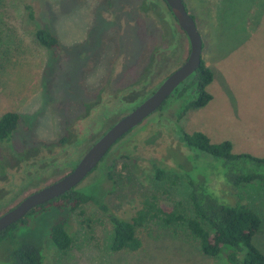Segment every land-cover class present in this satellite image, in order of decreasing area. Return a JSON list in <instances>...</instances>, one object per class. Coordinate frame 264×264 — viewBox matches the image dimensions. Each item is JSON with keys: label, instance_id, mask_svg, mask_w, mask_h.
I'll use <instances>...</instances> for the list:
<instances>
[{"label": "rangeland", "instance_id": "374dc122", "mask_svg": "<svg viewBox=\"0 0 264 264\" xmlns=\"http://www.w3.org/2000/svg\"><path fill=\"white\" fill-rule=\"evenodd\" d=\"M182 2L212 80L206 86L211 99L187 109L177 125L211 142L227 140L233 153L264 156V0ZM34 27L54 34L56 55L38 43ZM187 52L185 34L162 0H2L0 114L15 111L19 120L8 143L0 142V205L7 208L66 173L132 107L128 94L153 89ZM173 117L170 107L152 112L128 133L126 149L112 148L104 157L108 171H92L80 181L99 179L96 190L118 217L141 216L134 228L140 246L111 250L110 224L92 202L67 213L50 208L18 229V237L40 245L43 264H227L226 247L216 256L203 255L182 223L164 224L152 214L156 208L189 214L186 180L174 165L186 167L188 176L222 170L215 159L206 170V154L188 157ZM24 153L29 155L18 157ZM152 163L163 169L162 178L152 175ZM240 190L260 219L253 242L264 253V187L247 183ZM59 215L66 217L71 237L62 251L46 240Z\"/></svg>", "mask_w": 264, "mask_h": 264}, {"label": "trees", "instance_id": "16d2710c", "mask_svg": "<svg viewBox=\"0 0 264 264\" xmlns=\"http://www.w3.org/2000/svg\"><path fill=\"white\" fill-rule=\"evenodd\" d=\"M162 1L164 2V0ZM1 2L2 0H0ZM164 4L166 5L165 2ZM166 7L171 14L167 5ZM26 9L27 16L31 19L33 12L28 5H26ZM32 33L39 44L51 51L53 55L57 54L59 42L54 34L43 27H34ZM211 80L212 72L201 58L195 71L181 81L155 111L170 107L174 116L172 124L177 142L187 150L188 157L197 159L201 155L200 153L206 154L209 158L203 157L205 163L208 164L206 170L209 167L210 169L214 167L212 159L220 161L222 170L219 173L211 170L207 173L189 174L188 176L186 167L174 165L186 180L189 214L184 216L181 213L163 211L160 208H156L152 214L156 217L160 216L164 224L182 223L187 234L196 242L199 252L203 255L216 256L226 247L225 260L227 264H264V253L253 242V236L259 228L260 219L245 204L244 195L240 190L241 185L247 183H256L264 187V156H253L242 152L233 153L227 140L211 142L202 132L186 133L177 125L179 118L187 109L203 106L211 99L210 93L206 90V86ZM154 88L143 96H136L137 98H134L135 95L129 94V98L135 100L132 107L150 94ZM18 120L19 117L15 111H5L0 114V142L8 143ZM132 129L111 145L89 173L98 170V173L101 172L100 175H103V171L107 168V166L103 168L104 157L109 154L112 148L126 149V144L132 139V135L128 134ZM25 153L22 156L19 154L18 157L24 159L29 155ZM9 155L11 156L12 153L10 152ZM31 155H34V152ZM76 161L74 160L69 165V170ZM151 165L152 175L156 179L162 178L163 169L156 163ZM216 168L218 169L219 166ZM105 174L109 177V173ZM29 178L34 177L30 176ZM98 180L77 183L62 194L34 206L22 218L2 229L0 245L5 246L3 262L5 264H43L40 245L18 237L20 225L31 221L37 214L50 208L67 213L87 202L94 203L110 224L108 246L111 250L137 249L140 246V241L134 235V228L141 216L137 215L130 220L118 217L102 201L101 195L97 192ZM0 206L3 208L0 213L11 207L6 208L7 204ZM65 226L66 217L63 215L54 218L48 226L46 240L55 250L62 251L70 244L71 237Z\"/></svg>", "mask_w": 264, "mask_h": 264}, {"label": "water", "instance_id": "95a60500", "mask_svg": "<svg viewBox=\"0 0 264 264\" xmlns=\"http://www.w3.org/2000/svg\"><path fill=\"white\" fill-rule=\"evenodd\" d=\"M164 2L187 39L188 52L185 58L161 80L150 94L111 123L86 148L68 172L27 193L0 213V231L22 218L34 206L62 194L79 183L118 138L157 109L170 92L198 67L202 42L193 17L185 9L182 0H164Z\"/></svg>", "mask_w": 264, "mask_h": 264}, {"label": "flooded vegetation", "instance_id": "af4514ba", "mask_svg": "<svg viewBox=\"0 0 264 264\" xmlns=\"http://www.w3.org/2000/svg\"><path fill=\"white\" fill-rule=\"evenodd\" d=\"M148 69H149V68H146V69L144 70V72L147 73V72L149 71ZM144 72H143V73H144ZM145 73H144L143 76H142V80L145 79ZM145 93H146V92L142 93L141 96H143V94H145ZM129 94H131V92H130ZM129 94H128L127 97H129ZM134 95H135L134 98H135L136 96H137V97L139 96L138 94H134ZM137 97H136V98H137ZM133 107H134V106H133ZM133 107H132V108H133ZM129 110H130V109H129ZM129 110H128V111H129ZM155 110H156V109H155ZM155 110H154V111H155ZM161 110H162V109H161ZM128 111H127V112H128ZM154 111H153V112H154ZM158 111H160V110L158 109L156 112H158ZM150 114H151V113H150ZM150 114H149V115H150ZM149 115H148V116H149ZM146 117H147V116H146ZM107 151H108V150H107ZM82 154H83V153H82ZM104 155H105V154H104ZM104 155H103V156H104ZM79 158H80V157H79ZM79 158H78V159H79ZM78 159H77V160H78ZM101 159H102V158H101ZM76 162H77V161H76ZM48 164H49V166H51L52 164H54V162H53V161H50ZM73 166H74V165H73ZM68 171H69V170H68ZM68 171H67V172H68ZM64 174H65V173H64ZM61 176H62V175H61ZM59 177H60V176H59ZM59 177H58V178H59ZM56 179H57V178H56ZM46 184H47V183H46ZM42 186H43V185H42ZM40 187H41V186H40ZM38 188H39V187H38Z\"/></svg>", "mask_w": 264, "mask_h": 264}]
</instances>
